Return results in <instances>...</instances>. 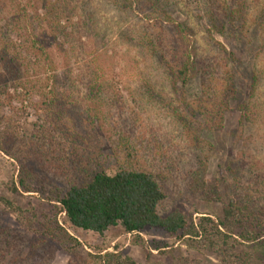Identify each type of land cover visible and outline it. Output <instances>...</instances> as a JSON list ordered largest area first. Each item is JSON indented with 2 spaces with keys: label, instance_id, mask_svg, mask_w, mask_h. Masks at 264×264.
<instances>
[{
  "label": "trees",
  "instance_id": "16d2710c",
  "mask_svg": "<svg viewBox=\"0 0 264 264\" xmlns=\"http://www.w3.org/2000/svg\"><path fill=\"white\" fill-rule=\"evenodd\" d=\"M103 1L117 17L144 25L138 33L140 40L135 41L132 36L129 40L142 51L140 55L151 76L156 74L155 80L148 82L149 90L160 94L157 85L161 84L184 100L194 82L200 80V93L190 103L193 121L198 120L211 134L222 132L225 115L240 96L235 72L239 60L215 36L225 37L242 19L241 10L223 12L221 5L225 1L215 0L219 12L217 9L205 13L207 42L215 54L208 56L199 47L193 23L176 19L170 0ZM82 4L77 0H0V66L16 91L15 96L7 95L0 100V158L8 156L19 167L17 181H10L7 188L13 196L38 192L35 183L40 177L34 169L36 163L59 179L49 193L42 191L48 212L21 208L13 199L4 197H0V209L12 214L19 225L36 235V251L51 243L73 258L78 255L83 246L60 223L58 216L64 213L66 225L99 236L118 227L126 234L159 229L216 258L217 264H264V206L240 184L232 191L228 173H221L214 182L208 180L209 156L202 158L192 173V192L207 203L221 204L222 214L216 219L201 217L198 223L193 215L178 209L162 211L167 201L163 189L166 174L146 169V163L137 154L129 152L123 161L118 157L114 169L105 166V159L93 160L95 151L101 153L100 143L80 131L79 116L67 108L76 104L70 101V91L63 88L68 79L61 77L71 60L64 50L65 40L69 42L71 38L69 30L78 33L82 30L80 36L87 38L91 32H98V13L86 12ZM115 62L113 56L103 53L93 56L85 67L92 90L107 89V72L115 70ZM69 73L71 76L73 71ZM253 82L254 94L264 78L254 74ZM6 88L0 86V96L8 93ZM13 99L18 100L21 108H12L9 117L1 108L11 105ZM26 104L37 117L34 134L28 139L22 135L23 125L28 122ZM239 110L248 115L250 105L242 103ZM177 113L176 110V116ZM189 140L193 141L194 136ZM228 170L234 173L231 168ZM138 239L137 244L145 248L143 240ZM149 247L162 255L168 254L162 251L163 243H152ZM151 255L150 251L148 259ZM85 262L138 264L120 253L104 251L87 254Z\"/></svg>",
  "mask_w": 264,
  "mask_h": 264
},
{
  "label": "rangeland",
  "instance_id": "374dc122",
  "mask_svg": "<svg viewBox=\"0 0 264 264\" xmlns=\"http://www.w3.org/2000/svg\"><path fill=\"white\" fill-rule=\"evenodd\" d=\"M77 1L78 4L83 3L86 12L92 10L98 13V32H91L87 38L80 36L82 30L79 33L75 29L69 30L71 38L69 42L65 40L64 50L71 60L61 77L63 80L68 79L63 88L70 91V101L74 100L76 104L73 107L68 105L67 108L79 116L80 131L84 130V136H93L100 143L101 153L95 151L92 154L93 160L105 159V166L114 169L118 157L123 161L127 153L137 154L140 161L146 163V169L166 174L163 189L167 201L162 211L167 213L178 209L193 215L195 223L201 217L216 219L222 214L221 204L207 203L201 195L192 192V173L206 156L210 160L208 180L214 182L221 173H228L232 191L235 185L240 184L264 206V83L253 94L254 74L264 78V0H224L221 5L226 13L241 10L242 19L235 27L229 29L225 37L215 36L216 41L222 43L228 51L234 52L239 60L235 72L240 96L225 115V129L216 134L206 132L198 120L193 121L190 103L200 93V80L194 82L184 100H179L161 84H156L158 90L162 91L160 94L159 91L149 90L148 82L150 79L154 81L156 74L151 76L140 55L142 51L135 47V42L133 44L129 40L131 36L135 41L140 40L138 33L144 26L142 23L135 25L131 20L117 17L108 11L103 0ZM170 2L176 19L193 23L202 53L215 56L207 42L205 13L217 9L219 12L217 1ZM90 4H93L92 8ZM12 39L16 41L17 38L12 35ZM102 53L107 57L113 56L116 62L115 70L111 68V72H107V89L98 92L89 86L85 67L91 63L95 54ZM69 71H73L71 76H68ZM0 86H6L8 90L7 94L0 96V100H5L7 95H16L2 66ZM33 102H37V99ZM242 103L250 105L248 115L239 110ZM25 107L28 122L23 125L22 135L28 139L34 134L37 117L32 108L27 104ZM12 108H21L18 100L13 99L11 105L6 104L1 110L10 117ZM190 136H194L193 141L189 140ZM228 168L234 173L229 172ZM34 169L40 177L35 183L38 192L13 196L7 187L13 179L17 181L19 167L16 161L2 155L0 197L13 199L24 209L35 208L39 213L48 212L49 206L42 191L49 193L59 179L39 163L34 164ZM58 219L83 246L74 258L51 243L36 251V235L19 225L12 214L0 209V264H87V254L100 251L120 253L138 264H180L182 261L191 264L218 263L216 258L190 248L183 241L159 229L126 234L118 227L99 236L66 225L64 213L59 214ZM138 238L143 240L145 248L137 244ZM152 243H163L165 248L162 251H168V254L162 255L150 248ZM150 251L152 255L148 259Z\"/></svg>",
  "mask_w": 264,
  "mask_h": 264
}]
</instances>
